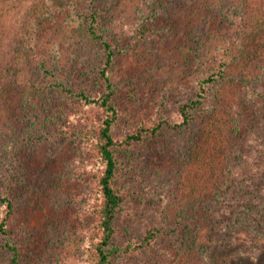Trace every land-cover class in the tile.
I'll list each match as a JSON object with an SVG mask.
<instances>
[{
    "label": "rangeland",
    "instance_id": "rangeland-1",
    "mask_svg": "<svg viewBox=\"0 0 264 264\" xmlns=\"http://www.w3.org/2000/svg\"><path fill=\"white\" fill-rule=\"evenodd\" d=\"M97 1L104 17L101 28L115 38L122 35L129 48L141 21L152 27L146 46L115 67L125 126L153 120L158 112L178 122V105L191 98L201 77L197 68L230 56L242 36L220 23L223 4L240 0ZM37 2H17L1 30L0 71L26 75L31 83L0 95V190L7 182L14 184L9 186L16 204L11 232L20 264H89L92 220L87 206L97 202V193L83 172L98 164L89 145L61 130L95 126L101 110L51 84L59 80L75 92L100 84L91 72L99 65L101 45L81 16L88 0H53L50 7ZM260 42L264 38L249 41V51ZM256 54L261 66L264 47ZM35 59L54 73H44ZM240 88L229 82L214 86L211 114L202 113L178 129L166 127L122 157L120 182L132 192L116 220L122 237L139 235L164 220L174 222L182 206L193 213L198 204L190 202L205 197L206 190L211 193L208 188L219 196L264 194V115L243 113L246 97L237 92ZM230 175L233 188L226 191L222 186ZM214 210L221 213L222 204ZM3 211L0 204V216ZM4 239L0 234V243ZM174 242L164 236L153 251L124 264L197 262L198 255L182 253ZM0 264H12L2 248Z\"/></svg>",
    "mask_w": 264,
    "mask_h": 264
},
{
    "label": "trees",
    "instance_id": "trees-1",
    "mask_svg": "<svg viewBox=\"0 0 264 264\" xmlns=\"http://www.w3.org/2000/svg\"><path fill=\"white\" fill-rule=\"evenodd\" d=\"M19 1L0 0V46L6 16ZM88 1L87 10L81 16L86 20L91 37L101 45L99 65L91 72L97 76L100 84L96 82L84 89L80 88L78 92L59 80L51 85L61 88L68 95L76 96L85 105L101 110L97 115V125H77L69 130H61L76 137L79 143L82 141L89 145L90 154L98 164L96 167V162L92 163L90 169L83 172L84 179L97 193V202L87 206L92 220L89 244L86 247L89 264H124L129 257L153 251L155 244L164 236L174 238L175 245L181 246L179 248L182 253L198 255L196 258L194 256L197 259L194 264H264V194L251 196V193L245 192L237 196H219L214 188H208L212 189L211 193L206 190L205 197L190 202L192 205L198 204L195 211L191 213L186 207H180L174 222L164 220L139 235L125 237H122L116 224L118 215L132 193L130 188L120 182L123 173L122 157L144 147L149 139L159 136L166 127L178 129L196 121L202 113L211 114L209 101L214 86L229 82L241 87L237 92L243 91V99L246 97L243 113H260L258 115L261 117L264 115V61L261 60L260 66V59L257 62L256 57L264 43H257L259 47L250 51L247 47L254 43L255 38H264V0L259 3L257 0L226 1L223 4L220 23L240 31L242 36L238 39V49L230 56L220 57L215 64L207 65L204 69L201 66L197 68L201 77L191 98L178 105V122L158 112L153 120L142 119L130 126L122 125L125 107L124 99H119L118 84L114 81L115 67L122 57L146 46L152 27L141 21L134 34L132 48H129L122 35L115 38L101 28L104 19L99 9L101 4H97V0ZM37 3H46L49 7L54 5L53 0H38ZM35 63L44 73H54L43 60L35 59ZM2 78L4 81H0V95L17 90V86L23 83H31L26 75L13 76L7 70L0 71ZM227 94L231 96L233 93L228 91ZM228 179L222 186L226 191L232 189L234 183L233 176L230 175ZM9 186L14 184L7 182V186L0 190V204L4 208L0 216V234L6 236L0 248L11 254L12 264H20V248L14 242L11 232L16 216L15 195ZM216 203L222 204L221 213L214 210Z\"/></svg>",
    "mask_w": 264,
    "mask_h": 264
}]
</instances>
